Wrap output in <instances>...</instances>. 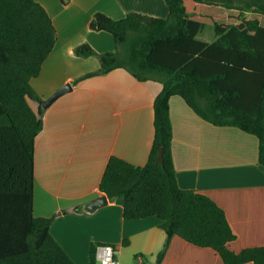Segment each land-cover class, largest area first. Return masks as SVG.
<instances>
[{
    "label": "trees",
    "instance_id": "trees-1",
    "mask_svg": "<svg viewBox=\"0 0 264 264\" xmlns=\"http://www.w3.org/2000/svg\"><path fill=\"white\" fill-rule=\"evenodd\" d=\"M165 2L167 18L128 13L114 20L96 13L90 28L110 33L115 50L98 53L88 44L75 49L77 57L100 62L99 70L75 84L125 69L139 81L163 86L154 101L146 165L112 156L99 189L123 201L126 220L154 217L167 233L155 262L138 255L141 264H162L174 236L214 250L224 264H264V246L230 249L237 236L213 199L179 187L170 117V100L179 96L206 122L255 136L264 167V12L203 0ZM206 28L214 31L212 43L198 39ZM57 42L54 22L40 3L0 0V264H75L50 233L54 218L34 216L35 142L43 129L44 100L31 80ZM161 148L163 164L157 160Z\"/></svg>",
    "mask_w": 264,
    "mask_h": 264
},
{
    "label": "crops",
    "instance_id": "crops-1",
    "mask_svg": "<svg viewBox=\"0 0 264 264\" xmlns=\"http://www.w3.org/2000/svg\"><path fill=\"white\" fill-rule=\"evenodd\" d=\"M51 16L58 34L54 51L31 85L47 101L62 87L72 90L43 105V129L35 142L34 216L54 218L50 233L75 264H93L96 247L112 246L117 264L154 263L169 237L150 217L129 221L123 201L110 200L100 182L112 156L146 165L154 141V101L163 89L155 80L139 81L125 69L78 78L99 70L97 58H81L75 49L115 50L113 36L94 31L96 13L121 20L128 13L167 18L165 0H35ZM264 12V0H203ZM198 39L212 43L206 28ZM34 111L39 105L30 100ZM172 155L178 185L213 199L226 213L237 236L230 249L264 246V167L258 139L238 128L217 127L200 118L179 96L170 100ZM107 205L88 211L100 197ZM128 240V245L124 242ZM96 260H95V263ZM162 264H224L210 248L172 237ZM252 264V263H248Z\"/></svg>",
    "mask_w": 264,
    "mask_h": 264
},
{
    "label": "water",
    "instance_id": "water-1",
    "mask_svg": "<svg viewBox=\"0 0 264 264\" xmlns=\"http://www.w3.org/2000/svg\"><path fill=\"white\" fill-rule=\"evenodd\" d=\"M71 90H72V86L70 84L62 87L55 94H53V96H51L47 101L44 102V106L45 107L50 106L59 97H61L62 95L66 94L67 92H69ZM157 160L161 164H163V162H164V159H163V149L162 148L159 150V155H158V159ZM107 203H108L107 197L106 196H103V197H100L97 200L91 202L90 204H88L87 207H86V209L88 211H95L96 209L107 205Z\"/></svg>",
    "mask_w": 264,
    "mask_h": 264
},
{
    "label": "built area",
    "instance_id": "built-area-1",
    "mask_svg": "<svg viewBox=\"0 0 264 264\" xmlns=\"http://www.w3.org/2000/svg\"><path fill=\"white\" fill-rule=\"evenodd\" d=\"M95 260L97 264H117L115 248L108 245L97 246Z\"/></svg>",
    "mask_w": 264,
    "mask_h": 264
}]
</instances>
